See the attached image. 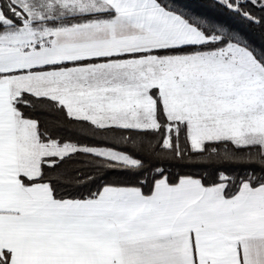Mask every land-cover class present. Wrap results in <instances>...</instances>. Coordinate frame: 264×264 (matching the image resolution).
Masks as SVG:
<instances>
[{
	"label": "snow or ice",
	"instance_id": "obj_1",
	"mask_svg": "<svg viewBox=\"0 0 264 264\" xmlns=\"http://www.w3.org/2000/svg\"><path fill=\"white\" fill-rule=\"evenodd\" d=\"M0 264H264V0H0Z\"/></svg>",
	"mask_w": 264,
	"mask_h": 264
}]
</instances>
